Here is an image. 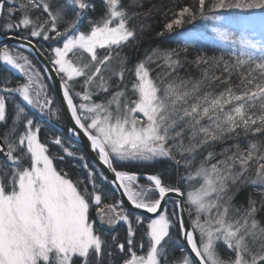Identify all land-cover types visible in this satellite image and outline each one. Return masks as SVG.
Returning a JSON list of instances; mask_svg holds the SVG:
<instances>
[{
  "label": "snow or ice",
  "instance_id": "1",
  "mask_svg": "<svg viewBox=\"0 0 264 264\" xmlns=\"http://www.w3.org/2000/svg\"><path fill=\"white\" fill-rule=\"evenodd\" d=\"M149 15L0 0V264H264V0L173 5L133 61Z\"/></svg>",
  "mask_w": 264,
  "mask_h": 264
},
{
  "label": "trees",
  "instance_id": "2",
  "mask_svg": "<svg viewBox=\"0 0 264 264\" xmlns=\"http://www.w3.org/2000/svg\"><path fill=\"white\" fill-rule=\"evenodd\" d=\"M188 0H140V3L143 5V11H149L150 15L147 18H144L143 22L150 25V30H145L144 33L141 35L138 32V39L140 41L138 46L130 47L126 49L128 56L133 60H137L138 58L142 57L145 50L154 48V47H168L171 42H164L161 43L157 40V37L155 35L156 31H158L161 28V25L164 21L163 12L166 11L169 7H172L173 5H179L182 3H186ZM140 21H134V23H139ZM2 23V22H0ZM0 36L5 37L8 35H5L2 30H0ZM174 46V45H172ZM212 53H209L211 55ZM193 74H195V69L190 68L189 69ZM66 123L65 120L62 119L58 123L53 121L51 125L45 126V131H48L51 129L52 131H55L57 134L63 133L64 139L66 142H68L69 147H72L74 145L75 151L78 153L83 154L85 159L89 162V164H92L93 162L88 159V157L85 155L84 151L72 140H69L66 136ZM74 163H80L79 161H73L71 159H68L64 162L63 166L68 169L74 176L77 172H82V169L73 168L72 165ZM131 171H136L140 173H146V172H154L155 169L147 168V167H140L137 165H132L130 167ZM141 183H145L144 180H141ZM246 196V193L242 194L241 199ZM170 206V205H169ZM120 234L125 233V230L123 228L119 229ZM176 233H174V236ZM176 255H179L177 252Z\"/></svg>",
  "mask_w": 264,
  "mask_h": 264
},
{
  "label": "water",
  "instance_id": "3",
  "mask_svg": "<svg viewBox=\"0 0 264 264\" xmlns=\"http://www.w3.org/2000/svg\"><path fill=\"white\" fill-rule=\"evenodd\" d=\"M3 45L14 46L15 41L13 39H10L9 36H5V37L0 36V46H3ZM37 63L39 64L40 67H43L47 64V61L43 60V58L41 57V58H38ZM54 87H55V85H54ZM64 120H65L66 126H68L70 124V116ZM66 136H67V138H69L67 132H66ZM71 140L74 143H76L84 151V153L88 157V159H90V161L93 162L94 153L91 152L86 138H83L79 141H76L74 138H72ZM141 180H143V177L141 178ZM124 203H125V207L128 208L130 212H133L135 214L145 216V217L150 215V214L142 212V210L132 209L126 200Z\"/></svg>",
  "mask_w": 264,
  "mask_h": 264
},
{
  "label": "flooded vegetation",
  "instance_id": "4",
  "mask_svg": "<svg viewBox=\"0 0 264 264\" xmlns=\"http://www.w3.org/2000/svg\"><path fill=\"white\" fill-rule=\"evenodd\" d=\"M125 234V233H124ZM123 233H121L120 235H121V238H123V235H124Z\"/></svg>",
  "mask_w": 264,
  "mask_h": 264
}]
</instances>
